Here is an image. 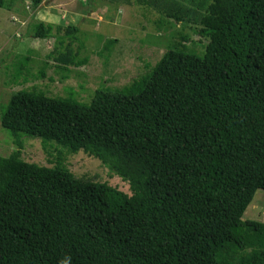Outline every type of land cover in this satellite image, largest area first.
Returning a JSON list of instances; mask_svg holds the SVG:
<instances>
[{"label": "trees", "instance_id": "1", "mask_svg": "<svg viewBox=\"0 0 264 264\" xmlns=\"http://www.w3.org/2000/svg\"><path fill=\"white\" fill-rule=\"evenodd\" d=\"M194 13L203 55L176 43L90 102L13 93L2 115L17 150L0 156V264H264V222L243 219L264 189V0H213ZM52 29L39 22L36 37ZM75 55L68 46L57 60L82 65ZM25 137L99 159L131 194L24 160Z\"/></svg>", "mask_w": 264, "mask_h": 264}, {"label": "rangeland", "instance_id": "2", "mask_svg": "<svg viewBox=\"0 0 264 264\" xmlns=\"http://www.w3.org/2000/svg\"><path fill=\"white\" fill-rule=\"evenodd\" d=\"M212 2L88 0L81 5L79 0H42L35 10L33 0H0V156L17 150L2 126L3 112L14 92L35 89L56 97L75 94L78 100L90 102L97 90L123 87L151 71L176 43L203 55L207 38L198 33L201 27L193 12L203 13ZM168 11L184 17L192 13L178 21ZM39 22L53 25L48 37H36ZM68 46L82 65L57 60ZM23 143L22 158L30 163L47 167L60 163L77 178L108 183L131 194L129 183L84 151L69 154L56 143L28 137ZM243 219L264 222V189L256 192Z\"/></svg>", "mask_w": 264, "mask_h": 264}, {"label": "crops", "instance_id": "3", "mask_svg": "<svg viewBox=\"0 0 264 264\" xmlns=\"http://www.w3.org/2000/svg\"><path fill=\"white\" fill-rule=\"evenodd\" d=\"M79 1L81 2V3H80L81 5H82L83 2H86V3L88 2V0H79ZM84 6H85V5H84ZM88 6H89V5H88Z\"/></svg>", "mask_w": 264, "mask_h": 264}]
</instances>
